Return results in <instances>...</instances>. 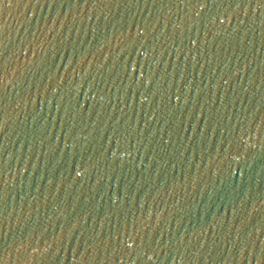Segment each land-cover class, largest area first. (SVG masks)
<instances>
[{
	"label": "water",
	"instance_id": "1",
	"mask_svg": "<svg viewBox=\"0 0 264 264\" xmlns=\"http://www.w3.org/2000/svg\"><path fill=\"white\" fill-rule=\"evenodd\" d=\"M0 264H264V0H0Z\"/></svg>",
	"mask_w": 264,
	"mask_h": 264
}]
</instances>
